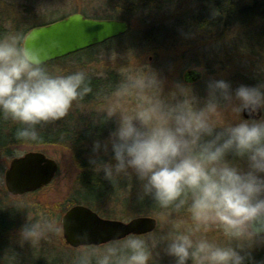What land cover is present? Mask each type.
<instances>
[{
	"label": "clouds",
	"instance_id": "9594fccd",
	"mask_svg": "<svg viewBox=\"0 0 264 264\" xmlns=\"http://www.w3.org/2000/svg\"><path fill=\"white\" fill-rule=\"evenodd\" d=\"M161 84L157 74L148 72L119 90L148 91L149 114L123 115L114 107L107 116L119 113L118 127L103 146L95 141L93 151L103 147L107 152L110 143L115 163L97 159L91 163L109 179L133 170L143 182V192L159 206L187 205L198 226L213 221L228 225L230 242L193 239L173 222L152 247L132 234L103 248L81 249L75 264H149L160 242H166L164 251L175 264H188L189 259L196 264H245L246 257L251 259L250 250L264 242V116L240 115L244 110L264 112V83L242 84L233 91L228 81L212 80L202 107L196 106L190 85L177 84L171 96L178 93L183 99L172 103L162 96ZM91 90L84 71L52 73L33 48L0 39V113L23 125L17 129L19 139L39 142L37 126L65 117L73 103ZM226 110L238 119L224 126L214 123L212 117ZM53 227L60 226H46ZM44 234L45 226L31 222L22 229L21 242L40 240ZM78 238L86 239L87 231ZM244 249L249 251L242 254Z\"/></svg>",
	"mask_w": 264,
	"mask_h": 264
},
{
	"label": "rangeland",
	"instance_id": "374dc122",
	"mask_svg": "<svg viewBox=\"0 0 264 264\" xmlns=\"http://www.w3.org/2000/svg\"><path fill=\"white\" fill-rule=\"evenodd\" d=\"M194 1L182 0L179 9L165 8L162 11L135 15L130 18L128 30L123 35L80 51L74 56L71 55L63 63L46 66L50 72L61 71L63 74L82 70L87 74L88 81L89 76L106 78L110 74H114L118 79L111 77L110 84L116 82L115 89L103 97L100 104L79 107V102L76 101L72 106L76 109H70L65 117L51 121L52 127L56 128L54 126H58L61 122H67L70 127H76L75 131L79 132L81 121L76 117L75 120L78 122L76 126L68 121L70 112L82 115L87 121L93 115L97 119L96 126H101L102 133L105 135L101 143L103 146L109 140L110 133L118 127L119 113L111 117L107 116L114 107L118 108L123 115L147 116L149 114L151 94L148 91L133 90L131 94H121L119 91L124 85H131L141 80L148 72L157 74L162 82V96L172 103L183 99L178 93L175 97L171 96V93L177 91V84L190 85L197 107H202L206 101L208 85L212 80L228 81L233 91L242 84L256 86L264 83V32L263 35L258 33L260 29L264 30V22L259 19V9L262 7L260 14H264V0H239L240 6H236L237 10H234V14H239L244 22H249L250 30L241 25L233 27L230 23L229 27L207 32L198 29L199 21L194 20L191 23V19H187L185 10L188 4H194ZM218 1L225 3L224 0ZM107 3L106 0H0V18L3 17L1 25L8 32L4 39L15 40L17 46L22 47L26 32L32 27L52 23L73 13L83 14L86 17L102 14L107 10ZM181 8L185 9L182 12L185 16L178 15L180 12L177 11ZM212 14L216 13L212 12ZM178 16L182 20L178 26L157 29L161 24L163 26L170 24L174 18L177 20ZM188 21L193 25H189ZM185 28H191L196 33L190 36L184 34ZM169 32L181 36L178 38L177 46L176 40L165 38ZM157 36L160 41L153 38ZM247 46H250L251 54L250 52L246 54L245 50V53L243 50H238ZM188 70L200 72V81L185 82L183 76ZM240 115L242 117V114ZM98 118H103L105 122H101ZM237 119V114L227 110L212 117L213 122L219 126L235 122ZM136 123L139 122L136 121ZM216 130L221 129L218 127ZM65 145L18 146L19 149L15 155L27 151H40L57 162L58 171L53 181L37 193L14 197L15 199L6 198L11 196H3L5 195L3 191V194L0 193V262L6 260L9 264L19 261L25 264H52V262L53 264H75L79 251L84 249L72 250L64 245L60 218L71 205L69 200L76 201L75 197L81 191V186H87L93 174L89 173L81 180L84 169L80 168L75 154ZM93 145L94 143L90 146L93 147ZM86 156L85 160L90 163L88 165L93 170H95L94 164H91L93 159L115 163L110 143L107 152L101 147L98 152L92 151ZM12 157L0 156V170H2L0 171V188L3 184L2 173ZM100 171L103 172V170ZM110 180L112 184L109 188L111 187L113 191L96 201L93 206H89L112 219L126 221L136 216L156 218L158 223L156 229L152 233L140 235L149 247H152L161 235L167 234L173 222L180 225L181 231L191 233L193 239L204 237L220 244L230 242L232 230L228 225L213 221L207 225L198 226L187 210V205L181 209L172 207L165 209L159 206L150 194L143 192V182L138 179L133 170L129 169V175L120 174ZM32 203L40 206L38 222L45 226V234L38 240L39 249L19 242L12 244L9 239V235L13 233L10 228L15 224L20 226L24 224L22 219L26 218V211L23 209V204ZM142 210L145 213H142ZM49 223L59 225V230L55 227L47 229L46 226ZM232 244L235 246V239ZM165 247L166 242L157 244L153 260L149 264H175V258L164 251ZM241 251L243 254L249 250ZM250 252L251 259L246 257L245 264H264V242L256 244ZM188 264H196V261L189 259Z\"/></svg>",
	"mask_w": 264,
	"mask_h": 264
},
{
	"label": "water",
	"instance_id": "95a60500",
	"mask_svg": "<svg viewBox=\"0 0 264 264\" xmlns=\"http://www.w3.org/2000/svg\"><path fill=\"white\" fill-rule=\"evenodd\" d=\"M127 30L128 24L123 20L94 19L73 13L32 28L25 35L22 47L26 44L33 48L46 64L102 44ZM183 79L195 83L201 79V74L188 70ZM241 114L245 119H258L262 112L251 114L244 110ZM57 171L55 160L40 151H27L9 161L3 175L4 186L12 195L32 193L49 185ZM157 224V219L152 216H137L128 222L102 219L84 205L72 206L61 218L63 240L72 248L98 246L132 234L146 235L153 232ZM84 231H87V238H78Z\"/></svg>",
	"mask_w": 264,
	"mask_h": 264
},
{
	"label": "trees",
	"instance_id": "16d2710c",
	"mask_svg": "<svg viewBox=\"0 0 264 264\" xmlns=\"http://www.w3.org/2000/svg\"><path fill=\"white\" fill-rule=\"evenodd\" d=\"M107 3V10L104 11L102 14H93L92 17L94 19H117V20H123L127 24L131 17L139 14H146V13H152L157 11H162V9H176V7H181V1L182 0H106ZM195 0L194 4L189 5L185 9H180L177 12H180L178 15H184L182 12L185 10V14L187 16V19H191L194 22V20L197 22L199 21L198 29L201 31L207 32L208 30H220L222 28L229 27L230 23L234 27L236 25L245 26L246 29L250 30L249 22H244V20L240 17L239 14L235 13L234 10L236 9V6H240L239 0H224L225 3H222L218 0ZM178 5V6H177ZM175 7V8H174ZM254 7V6H253ZM247 8V7H246ZM245 8V9H246ZM179 9V8H178ZM263 7L259 9L260 13L262 11ZM242 11H245L244 9H240ZM212 12L216 13L215 15L212 14ZM259 13V19L260 21L263 20L264 22V14ZM210 14V16H209ZM204 16V17H203ZM203 17V18H202ZM173 22H170V24L163 26L160 25L157 29H163L169 26H178L180 22L182 21L179 16L176 18ZM1 22H3V17L0 18V39H4L8 32L6 28H4L1 25ZM195 22V23H196ZM243 22V23H242ZM188 21L189 25H193ZM33 28V27H32ZM30 30V29H29ZM28 30V31H29ZM191 28H185L184 34H195V30H192ZM27 31V32H28ZM26 32V33H27ZM264 30L260 29L258 33H261L263 35ZM227 34L228 32H224ZM24 35V34H23ZM184 36V35H182ZM186 36V35H185ZM169 37V40H176V46L178 45V38H180L177 34L174 33H168L165 35V38ZM160 41L156 37H153ZM110 41V40H109ZM162 41V40H161ZM237 49V48H236ZM240 51L243 50V53L249 54L247 52H250V46H247L243 49H238ZM245 50V51H244ZM76 54V53H75ZM74 56V54H72ZM71 55L57 59L55 61H51L45 66H53L54 64H60L63 63L67 58H69ZM52 73H57L56 71H51ZM61 72V71H59ZM111 77H116L114 74H110L106 78L101 77H94L89 76V83L91 85V91L84 95L82 98L76 100L79 107H87L88 104L98 105L100 102H102L101 99L103 97L107 96L115 89V83L110 84ZM116 80L117 77H116ZM75 101V102H76ZM73 103V105L75 104ZM76 106V107H78ZM78 107V108H79ZM71 109H76L75 106ZM68 121H71L73 125H78V122L75 120L76 117L80 119V131L76 132V127H73L67 123V122H61L58 126H54L56 128L52 127V122H46L42 123L41 125H38V131L40 134L41 139L39 142L35 141H27L23 139H19L16 135L17 129L22 127L23 125L20 124L18 121H14L10 117H5L2 113H0V156L3 157H10L15 156L17 150L19 149L18 146L20 145H29V146H40V145H52V144H58V145H65V143H69V145H65L68 148L72 150V152L75 154L76 158L78 159V163L80 165L81 169H84L82 178L84 176H87L89 173L93 174V177L91 180H89V184L87 186H81V191L79 194L76 195L74 200H69L70 204H85V205H91L98 201L99 199H102L109 195L113 190L109 185L112 184V181L110 179L105 178V174L103 172H96V170H93V168L89 167L88 163L85 158L87 157V153L93 151V147L90 146L95 141H100L101 143L105 139L104 133H102L101 126L97 127L95 123V116L91 115L89 118V121H87L86 118H84L82 115H76L75 112H70L68 116ZM103 118H98L101 122H105ZM76 159V160H77ZM90 164V163H89ZM92 164V163H91ZM2 171V170H0ZM1 173V172H0ZM101 190V192H100ZM144 209V208H143ZM167 209V208H165ZM95 210V209H94ZM141 210V209H138ZM142 213H145L142 210Z\"/></svg>",
	"mask_w": 264,
	"mask_h": 264
},
{
	"label": "flooded vegetation",
	"instance_id": "af4514ba",
	"mask_svg": "<svg viewBox=\"0 0 264 264\" xmlns=\"http://www.w3.org/2000/svg\"><path fill=\"white\" fill-rule=\"evenodd\" d=\"M3 175H4V172L2 173V188H0V193L1 194H3L2 193V191L5 193V195L3 194V196H7V195H9V196H11V197H6V198H12V199H15L14 197H22V196H25V195H27V194H33V193H37L38 191H36V192H32V193H27V194H24V195H12V194H10L7 190H6V188H5V186H4V181H3ZM17 200V199H16ZM22 204V203H21ZM24 205V210L26 211V218L25 219H22V221L24 222V224H22V226H20V224H15V225H13L11 228H10V230L13 232L11 235H9L10 236V242L12 243V244H14L15 242H19V243H21V244H26V245H32V246H34V247H37L38 249H39V245H38V240H33L32 242H28V241H30V240H23V242H21V238H20V234H21V231H22V229H23V227H26V226H28L31 222H38V216H39V208H40V206L38 207V205L37 204H23ZM74 205H84V206H86V207H88L89 209H91L92 211H94L100 218H102V219H107V220H117V221H122V222H128L130 219H132V218H134V217H132V218H130L129 220H126V221H124V220H121V219H112V218H109L108 216H106V215H103L102 213H100L99 211H97V210H94V209H92L90 206H88V205H85V204H73V205H69L68 207H67V209L64 211V213L69 209V208H71L72 206H74ZM33 206H35V207H33ZM63 213V214H64ZM63 214H62V216H63ZM62 216H61V218H62ZM61 218H60V224H61ZM52 219V218H51ZM52 221V220H51ZM55 222V221H54ZM61 228H62V226H61ZM125 238V237H124ZM120 240H123V239H120ZM62 241H63V243H64V245L66 246V247H68V248H70V249H72V250H78V249H80V248H89V247H97V246H94V245H90V246H80V247H78V248H72L71 246H69V245H67V244H65V241L63 240V236H62ZM117 241V240H116ZM116 241H109V242H107V243H104V244H101V245H98V246H104V245H106V244H109V243H114V242H116ZM31 243V244H30ZM0 264H9V263H7V261L6 260H4V261H2V262H0ZM14 264H25L24 262H22V261H19V262H17V263H14ZM52 264H53V262H52Z\"/></svg>",
	"mask_w": 264,
	"mask_h": 264
}]
</instances>
